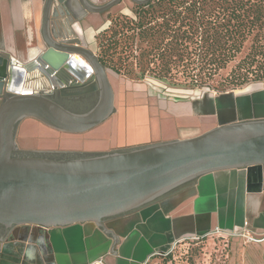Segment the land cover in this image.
<instances>
[{"label":"crops","instance_id":"crops-1","mask_svg":"<svg viewBox=\"0 0 264 264\" xmlns=\"http://www.w3.org/2000/svg\"><path fill=\"white\" fill-rule=\"evenodd\" d=\"M109 1L84 0L90 6ZM125 1L99 13L85 11L77 1L76 31L96 56L84 37L86 29L101 14L103 19L95 28H105L115 8L129 14ZM43 4L44 0H0V54L20 64L35 55L41 41ZM106 73L112 111L105 119L87 130L71 132L26 116L16 126L17 149L98 155L192 139L223 125L264 120V88L172 97L135 81L126 87L120 75L107 69ZM31 82L34 89L51 87L42 77ZM247 183L243 168L228 167L202 173L144 204L101 215L98 220L48 227L0 223V264H92L99 259L105 264H146L178 239L204 236L216 227L237 232L245 221L259 238L264 234V187L250 191ZM253 243L262 245L264 262V241Z\"/></svg>","mask_w":264,"mask_h":264},{"label":"water","instance_id":"water-1","mask_svg":"<svg viewBox=\"0 0 264 264\" xmlns=\"http://www.w3.org/2000/svg\"><path fill=\"white\" fill-rule=\"evenodd\" d=\"M99 13L121 0L90 6L84 0H44L35 55L23 64L0 54V223L64 225L121 213L202 173L243 168L250 191L264 187V120L233 123L198 137L123 152L69 159L15 156L18 122L35 117L62 131L87 130L112 111L106 69L78 37L74 10ZM146 4L150 0H132ZM76 56L87 65L73 64ZM44 78L49 90L34 89ZM27 87L29 90L17 89ZM71 103L98 91L95 104L76 113Z\"/></svg>","mask_w":264,"mask_h":264},{"label":"trees","instance_id":"trees-1","mask_svg":"<svg viewBox=\"0 0 264 264\" xmlns=\"http://www.w3.org/2000/svg\"><path fill=\"white\" fill-rule=\"evenodd\" d=\"M131 13L108 15L95 35L98 61L117 75L201 87L251 38L253 48L232 71V83L263 77L264 0H150ZM257 26L262 32L253 34Z\"/></svg>","mask_w":264,"mask_h":264},{"label":"rangeland","instance_id":"rangeland-1","mask_svg":"<svg viewBox=\"0 0 264 264\" xmlns=\"http://www.w3.org/2000/svg\"><path fill=\"white\" fill-rule=\"evenodd\" d=\"M125 1V0H124ZM130 9L135 7V3L125 1ZM120 13L118 8L112 10L108 15L113 16ZM97 17V16H96ZM102 14L99 20L93 22L85 31V39L88 47L95 50L97 53V43L95 33L97 24L103 18ZM108 25V24H107ZM99 28V27H98ZM264 29V25H263ZM96 31V32H95ZM262 28L257 26L253 30V34L261 33ZM252 37V36H251ZM85 45V43H84ZM86 46V45H85ZM253 48L252 40L249 38L241 47L236 58L231 61L224 69L220 70L211 80L201 87H169L168 85L156 81L154 79H144L136 81L125 76H120V81L128 87L130 81H135L141 86L145 85L148 88L160 93H170L172 97L182 96H198L202 93L216 95L222 91H235L248 88H264V74L261 80L250 79L240 86H234L232 83V71L237 66V63ZM107 72L111 73L110 69L106 68ZM174 89L176 91H172ZM98 93L89 95L86 98H81L78 103H67V106L76 113H83L90 109L97 101ZM262 245L253 242H246L241 236H221L217 234H209L205 236H185L171 243L167 249L163 250L162 254L152 255L146 264H264L262 262ZM95 264V263H92Z\"/></svg>","mask_w":264,"mask_h":264},{"label":"flooded vegetation","instance_id":"flooded-vegetation-1","mask_svg":"<svg viewBox=\"0 0 264 264\" xmlns=\"http://www.w3.org/2000/svg\"><path fill=\"white\" fill-rule=\"evenodd\" d=\"M74 18H76L75 15H73ZM76 22V21H75ZM78 35V32H77ZM78 37L81 39V37L78 35ZM82 40V39H81ZM98 93V91L90 92L81 98H86L89 95H92L94 93ZM52 97L57 100L59 103H61L64 106H67V103H71L70 100L67 98H63L59 95L58 90H56L53 94ZM15 156H38V157H44V158H50V159H69V158H77V157H82L85 155L82 154H76V153H53V152H26V151H15L14 152Z\"/></svg>","mask_w":264,"mask_h":264},{"label":"built area","instance_id":"built-area-1","mask_svg":"<svg viewBox=\"0 0 264 264\" xmlns=\"http://www.w3.org/2000/svg\"><path fill=\"white\" fill-rule=\"evenodd\" d=\"M209 234H217V235H221V236H225V237L241 236L244 239V241H246V242H255V241H261V240L264 241V234L259 238L256 237L251 231H249V229H247V222L246 221L243 223L242 228L237 232L227 231V230H223V229L216 227L214 230L210 231L209 233H207L205 235H209ZM161 252L157 251L155 254H162ZM95 264H105V263L103 262L102 259H99L95 262Z\"/></svg>","mask_w":264,"mask_h":264},{"label":"bare ground","instance_id":"bare-ground-1","mask_svg":"<svg viewBox=\"0 0 264 264\" xmlns=\"http://www.w3.org/2000/svg\"><path fill=\"white\" fill-rule=\"evenodd\" d=\"M73 64L77 67V64L79 65V66H81V65H87L86 64V62H84L80 57H78V56H76V58L74 59V62H73ZM17 89H21V90H29V88H27V87H17Z\"/></svg>","mask_w":264,"mask_h":264}]
</instances>
